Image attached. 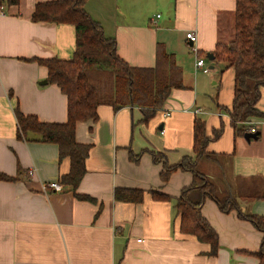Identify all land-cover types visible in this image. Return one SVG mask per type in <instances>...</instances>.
Returning a JSON list of instances; mask_svg holds the SVG:
<instances>
[{"label": "crops", "instance_id": "0c3cea01", "mask_svg": "<svg viewBox=\"0 0 264 264\" xmlns=\"http://www.w3.org/2000/svg\"><path fill=\"white\" fill-rule=\"evenodd\" d=\"M42 1L47 0H21L0 11V172L16 177L0 180V264H264L252 254L262 246L263 232L238 216L264 215V118L251 121L257 139L235 135L229 115L218 109L232 105L234 70L221 73V64L208 58L227 36L223 32L234 19L236 0H99V6L88 0L87 11L116 38L123 59L154 67L161 44L182 67L184 87L174 88L147 122L139 107L115 110L107 104L99 107L97 121H79L77 140L91 148L76 193L67 185L43 190V183L70 169L56 143L34 134L17 136V106L44 122L68 119L66 94L49 83L47 67L31 58H71L76 31L70 23L33 21ZM191 31L198 52L192 50ZM198 59L209 73L196 66ZM259 107L264 110V88ZM198 117L206 119L209 135L224 124L221 137L208 146L217 157L204 158L200 166L237 206L225 212L208 198L202 207L220 235L213 256L209 244L180 230L174 208L193 173L177 170L163 181V161L152 154L164 153L170 164L194 157ZM118 188L144 195L140 201L118 199Z\"/></svg>", "mask_w": 264, "mask_h": 264}, {"label": "trees", "instance_id": "16d2710c", "mask_svg": "<svg viewBox=\"0 0 264 264\" xmlns=\"http://www.w3.org/2000/svg\"><path fill=\"white\" fill-rule=\"evenodd\" d=\"M21 0H0V6L19 5ZM88 0H47L38 2L32 14L35 22L70 23L76 31L75 50L71 58H31L48 69L49 83L56 84L68 98V119L64 123L44 122L36 115L24 114L19 106L15 113L18 138L34 134L42 142L56 143L60 158L70 159V169L59 181L76 193L86 174V159L91 145L77 140L79 121L99 118L98 109L107 104L118 110L125 106L139 107L147 122L163 107L174 88H183V69L172 53L160 44L154 67L130 65L117 51L114 36H107L104 28L86 9ZM233 36L220 39L213 60L221 64V73L232 68L235 73L232 105H218L227 112L235 135H245L253 119L264 118L259 102L264 88V0H236L233 19ZM221 115V114H220ZM224 124L209 135L207 121L196 118L194 123L195 156H184L178 163L170 164L162 152H152L155 161H163V181H168L177 170L193 173V182L184 187L175 199L174 208L180 218V230L210 245V256L217 255L220 235L203 214L202 207L208 198L214 199L225 212H230L233 201L220 194L217 186L200 169L204 158L217 155L208 150L212 140L221 137ZM260 133L258 134V137ZM16 177L0 172V180L13 181ZM160 198L171 199L165 193ZM78 197L82 195L78 194ZM140 189L116 190V198L142 200ZM222 197V198H221ZM264 234V215L238 212ZM252 254L264 262V237L260 249Z\"/></svg>", "mask_w": 264, "mask_h": 264}, {"label": "built area", "instance_id": "2783aa9c", "mask_svg": "<svg viewBox=\"0 0 264 264\" xmlns=\"http://www.w3.org/2000/svg\"><path fill=\"white\" fill-rule=\"evenodd\" d=\"M0 11L1 13H5L6 12V6L2 5L0 6ZM188 37L190 38V40L192 41V50L194 52H198V48L195 46V42L197 41V35L195 32H190L188 33ZM196 66L197 67H202L203 71L206 73L210 72V68L206 65L204 59H198L196 62ZM169 113H166L165 115H167ZM251 132H256V128H251ZM33 170L30 171V174H33ZM63 188V184L60 183L59 180H54V181H49V182H45L43 183V190L45 192H49L50 190L54 189V190H61ZM141 241V240H139Z\"/></svg>", "mask_w": 264, "mask_h": 264}, {"label": "rangeland", "instance_id": "374dc122", "mask_svg": "<svg viewBox=\"0 0 264 264\" xmlns=\"http://www.w3.org/2000/svg\"><path fill=\"white\" fill-rule=\"evenodd\" d=\"M91 3L93 4V5H98L99 6V0H91ZM88 8V7H87ZM89 8H90V6H89ZM90 10V9H89ZM91 12V11H90ZM93 14V13H92ZM96 19V18H95ZM97 20V19H96ZM98 21V20H97ZM100 22V21H99ZM101 23V22H100ZM230 23V24H229ZM102 25V24H101ZM103 26V25H102ZM104 28V27H103ZM104 32H105V34L106 35H108L106 32L107 31H105L104 30ZM231 33L233 34V19H231V21H229V22H227V24H226V30L224 29V32H223V37L225 36V35H227L225 38H224V40H228L229 38H232L233 36L231 35ZM213 82V80L210 82V86H212L211 88H214L216 85L215 84H213L212 83ZM202 168V164H201V166H200V169ZM203 173H205V172H203ZM206 174V173H205ZM207 175V174H206ZM208 176V175H207ZM209 177V176H208ZM210 178V177H209ZM211 179V178H210ZM212 180V179H211ZM215 185H216V183H215ZM217 186V185H216ZM228 194H229V191H228ZM228 196V195H227Z\"/></svg>", "mask_w": 264, "mask_h": 264}, {"label": "water", "instance_id": "95a60500", "mask_svg": "<svg viewBox=\"0 0 264 264\" xmlns=\"http://www.w3.org/2000/svg\"><path fill=\"white\" fill-rule=\"evenodd\" d=\"M208 58L211 59V60H213V59H214L213 54L210 53V54L208 55ZM43 82L46 83L47 81L45 80V81H43ZM258 134H259L258 131H257V132H251V131H249V132H247V133L245 134V138H246L247 140L257 139V138H258Z\"/></svg>", "mask_w": 264, "mask_h": 264}]
</instances>
